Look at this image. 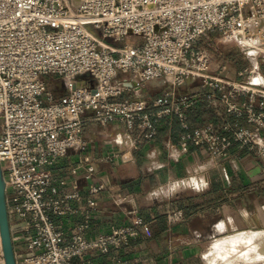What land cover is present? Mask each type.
I'll return each mask as SVG.
<instances>
[{
  "label": "built area",
  "instance_id": "built-area-1",
  "mask_svg": "<svg viewBox=\"0 0 264 264\" xmlns=\"http://www.w3.org/2000/svg\"><path fill=\"white\" fill-rule=\"evenodd\" d=\"M213 34L251 57L264 48V0H0V165L17 264H101L91 255L130 246L148 228L134 215L130 225L95 239L85 237L87 224L71 238L58 229L56 218L76 214L75 203L83 202L81 178L89 196L105 187L93 166L82 177L72 168L70 180L53 186L52 170L84 149L89 119L119 122L148 141L160 124L176 120L180 155L195 147L225 160L238 147L264 162V85L227 78L225 65L213 72L199 47ZM128 39L140 42L112 45ZM82 75L89 77L78 81ZM55 81L65 93L50 87ZM198 83L208 92L180 91ZM152 85L164 89L147 104L140 95ZM201 99L215 119L193 128L189 114ZM109 264L133 263L118 257Z\"/></svg>",
  "mask_w": 264,
  "mask_h": 264
},
{
  "label": "crops",
  "instance_id": "crops-1",
  "mask_svg": "<svg viewBox=\"0 0 264 264\" xmlns=\"http://www.w3.org/2000/svg\"><path fill=\"white\" fill-rule=\"evenodd\" d=\"M236 53L211 57L212 71L225 65L227 78L253 82L257 77L264 85V62L248 60L242 66ZM245 69L251 73L240 77ZM196 85L190 94L208 92L202 84ZM158 95L145 102L151 104ZM189 117L193 128L215 119L203 99ZM229 121L237 127L248 126L244 121ZM182 133L176 120L164 122L158 136L148 141L119 122L102 126L89 119L81 137L84 149L71 152L52 170L53 186L58 178L70 180L72 168L79 167L82 177L93 166L105 187L89 196L90 183L81 178L83 202L75 203L76 214L56 218L58 229L71 238L87 224L85 237L95 239L113 227L130 225L134 215H139L148 228L138 241L106 256L91 257L101 264L118 257L133 264H264V259L250 262L234 254L246 248V235L264 232V162L238 147L225 160H213L195 147L180 155L177 143ZM63 189L72 192L70 185ZM221 242L228 243L226 249L215 250Z\"/></svg>",
  "mask_w": 264,
  "mask_h": 264
},
{
  "label": "rangeland",
  "instance_id": "rangeland-1",
  "mask_svg": "<svg viewBox=\"0 0 264 264\" xmlns=\"http://www.w3.org/2000/svg\"><path fill=\"white\" fill-rule=\"evenodd\" d=\"M88 30L90 32H92L95 36L100 37V34L95 31L93 28L88 27ZM140 42L138 39H128L126 40V42H122L120 44L118 43H114L112 45H114L115 47H122L125 43L127 44H135ZM200 48L206 50L210 57H215L216 59H221L222 56L224 54H228V52H231L232 50L235 51L236 56L240 59H237L239 63H241L240 65H246V63H248L249 61H255L257 59L262 60V58L264 57V52H258L259 49H264V48H258L255 50H252L250 53L251 57H247L246 53L242 47H240L239 45H237V42H224L222 36L220 34H213V35H208L206 38L203 39V41L200 43L199 45ZM258 52V54H257ZM238 54V55H237ZM249 60V61H248ZM212 66L213 65V61H212ZM89 75H82L77 77L76 79L78 81H82L85 78H88ZM257 79V77L255 78ZM255 79H253V82H255ZM196 85V84H195ZM195 85L193 86H189V87H184L182 89H180V91L182 93H189L190 91H193L194 87H196ZM52 89L55 88L57 90H60L62 93H65V89L62 87V84L60 81H55L51 84L50 86ZM164 89V87H156V86H147L145 88H143V91L141 92V99L144 100H150L152 99L154 96L158 95L159 93L162 92V90ZM125 98H128V95H124ZM264 233V232H261ZM261 233H250V239L248 241H246L245 246L246 248L244 250H234V254L235 255H244L246 258H248V260L250 259V262H254V252L257 248V245L261 244L263 241L260 239L259 234ZM245 239V240H247ZM261 259H264V257L262 256Z\"/></svg>",
  "mask_w": 264,
  "mask_h": 264
},
{
  "label": "water",
  "instance_id": "water-1",
  "mask_svg": "<svg viewBox=\"0 0 264 264\" xmlns=\"http://www.w3.org/2000/svg\"><path fill=\"white\" fill-rule=\"evenodd\" d=\"M0 231L6 264H17L7 209L6 182L0 165Z\"/></svg>",
  "mask_w": 264,
  "mask_h": 264
},
{
  "label": "bare ground",
  "instance_id": "bare-ground-1",
  "mask_svg": "<svg viewBox=\"0 0 264 264\" xmlns=\"http://www.w3.org/2000/svg\"><path fill=\"white\" fill-rule=\"evenodd\" d=\"M258 52H264V49H260V50H258ZM258 52H257V54H258ZM262 82V80H259L258 78L257 79H255V82L254 83H256V84H259V83H261ZM250 237V235L248 234V235H246V237H245V239H247V238H249ZM259 237H260V239L263 241L261 244H259V245H257V248H256V250H255V252H254V260L256 261V260H261V257L263 256L264 257V233H261V234H259ZM244 239V238H243ZM244 239V240H245ZM250 239V238H249ZM249 239H247V240H245V241H248ZM240 240V239H239ZM235 242V241H234ZM227 243V242H226ZM226 243L225 242H221V243H218V245L216 246V248H215V250L216 249H218V250H225L226 249V246L228 245V243H227V245H226ZM249 261H250V259H249ZM230 262V261H229Z\"/></svg>",
  "mask_w": 264,
  "mask_h": 264
}]
</instances>
